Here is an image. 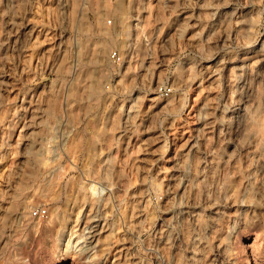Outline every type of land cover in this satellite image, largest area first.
Wrapping results in <instances>:
<instances>
[{"label":"clouds","instance_id":"1","mask_svg":"<svg viewBox=\"0 0 264 264\" xmlns=\"http://www.w3.org/2000/svg\"><path fill=\"white\" fill-rule=\"evenodd\" d=\"M0 264H264V0H0Z\"/></svg>","mask_w":264,"mask_h":264}]
</instances>
